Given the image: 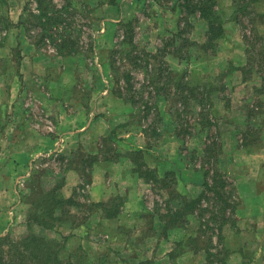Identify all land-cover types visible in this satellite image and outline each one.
<instances>
[{
	"label": "rangeland",
	"instance_id": "obj_1",
	"mask_svg": "<svg viewBox=\"0 0 264 264\" xmlns=\"http://www.w3.org/2000/svg\"><path fill=\"white\" fill-rule=\"evenodd\" d=\"M54 3L58 8L66 7L63 11L66 20L72 22L75 30H79L76 49L79 53L70 58L62 57L63 60L41 55L40 60L46 62L51 59L61 67H71L64 80L72 82V89L65 94L74 96L84 105L88 100L91 101L89 106L93 108L96 95L108 89L105 107L109 110L111 120L115 121L108 123L103 130V141L107 148L104 153L109 158L119 155L131 157L140 178L138 185L133 187L141 195L145 207L135 215L123 211L128 199L126 191L113 192L105 203L88 200L86 185L90 179L89 167L95 158L92 153L78 148L68 159L65 154L58 152L40 155L19 183L22 202L27 205L24 220L12 228L8 224V229L0 233V264H196L192 254L199 248L211 252H206L207 264H225L229 248L224 244L225 235L220 228L231 219L228 214L230 210L240 204L236 195L238 182L228 180V177L237 180L241 171V168L232 171L229 149L233 147H229L230 140L235 142V134L242 136L243 141L250 143L246 147L248 151L261 145L257 128L264 123V114L260 111L262 103L259 101V95L264 92V83L257 84L261 78L264 80V33L259 31L264 25V2L251 0L242 7L243 0H237V4H233L232 0H217L214 8L217 18L214 19L223 21L230 18L236 22L234 30L238 35L244 33L251 41L247 46L249 54L246 64L234 66L229 62L222 68L220 65L228 54L230 43L222 42L223 38L197 41L202 37V32L208 30V24L198 11L189 14L196 4L195 0H187L186 6L183 0H128L126 14L129 22L119 23L118 26L109 23L110 32L101 37L97 35L104 25V18L109 19V16L116 14V2L54 0ZM155 5L157 11L153 8ZM172 6L177 10L172 11ZM29 12H41L35 0H0L1 89L3 83L14 79L16 67L20 64L18 47L10 51L3 48L8 37L6 30H9L6 28L8 23L3 22V19L8 17L14 22L23 15L28 27L27 31H23V36L33 43L40 37L37 32L43 24L50 28L52 37L57 40L59 32L64 31L65 22L51 26L50 19L46 20L45 17H42L41 23H37L39 25L34 26L36 22ZM113 30H118V35L110 34ZM214 34L211 33V36ZM49 39L46 37L40 46L44 52L54 49ZM90 45H93L92 49ZM220 45L222 50H219ZM218 50L220 54L213 60L217 68L206 70L201 66L196 67L191 82L184 78L183 70H166V60L173 63L175 55L181 59V63L188 65L195 60H206ZM129 73L130 78L127 75ZM52 74L57 76L56 71ZM41 77L43 75H28L29 88L23 96L24 101L17 108L15 104H8L7 110L10 108L9 114L22 110L30 125L37 122L44 128L47 125L48 129L55 125L59 131L64 125L59 123L57 127L54 116L56 105L47 100L48 91L44 89ZM130 82L132 89L129 88ZM212 94L220 99L215 105ZM116 95L127 102L120 101ZM0 98L7 101L2 90ZM199 98L206 104L204 109L198 104ZM234 103L240 106L236 108ZM176 104L180 110L175 108ZM245 112L249 122L242 121ZM85 113L86 108H82L79 117L82 118ZM9 114L6 112L3 115L0 128L14 123ZM167 114L175 128L170 127L171 124L164 126L161 115ZM112 122L120 123L118 127L144 126L145 132L149 133L148 143L154 147L162 135V129L177 131L188 145L185 143L177 150L175 148L178 155L174 153L171 158H166L167 162L186 160L190 167L201 171L202 180L200 174L194 176V172L181 171L179 166L175 170L166 169L168 163L160 164L159 158H152L150 153L147 156L142 149L125 150L126 147L121 146L125 137L115 134L117 126ZM201 130L205 133L196 137V133ZM3 133L1 129L0 137ZM18 138V133L10 134L11 140ZM130 141L144 145L142 136L138 138L132 135ZM3 142L8 140L0 138V144ZM111 143L118 144V150L111 151ZM197 146L202 148L200 153L195 149ZM225 146L227 149L229 147L228 152ZM2 155L4 152H0V157ZM1 162L0 170L3 171ZM147 162L155 163V166L148 167ZM79 164L83 171L79 189L76 188L71 196L65 197L60 193L65 169L69 165ZM194 180L197 184H194ZM163 189L164 196L161 194ZM57 192L62 195V202L54 197ZM131 193L134 194V189ZM103 206L110 216H118L120 226L115 221L102 218L100 211L104 209ZM178 209L196 212L198 217L192 215L187 225H177L184 227V236L174 241L170 250L163 254L166 246L156 242V239L166 236L168 229L175 227L173 224L177 221L172 214L164 217L166 223L160 218L162 214ZM15 215L14 212L12 216ZM14 221L12 219L9 222ZM32 235L35 236L34 240ZM99 241H106L107 247L104 249L97 245ZM84 243L91 245L85 248ZM153 246L154 250L151 249ZM83 249L88 250V253ZM97 252L101 253L97 255Z\"/></svg>",
	"mask_w": 264,
	"mask_h": 264
},
{
	"label": "crops",
	"instance_id": "obj_2",
	"mask_svg": "<svg viewBox=\"0 0 264 264\" xmlns=\"http://www.w3.org/2000/svg\"><path fill=\"white\" fill-rule=\"evenodd\" d=\"M115 2L117 3L116 5L114 4L116 7V14L114 16H109V19L104 18V25L100 28L97 37L108 35V32H110V29H108L109 23L118 26L119 23L128 21L129 17L126 14L128 0H115ZM153 8L157 11V5ZM171 10L176 11L177 9L172 6ZM156 14L158 13L156 12ZM19 18L20 16L14 23L17 24L20 20ZM235 25L236 22L232 20H228L225 23L226 34L222 42H226L227 44L230 43V45H228V54H226L224 57L225 59L221 62V68L224 67L225 63L229 62L234 66H241L248 62L247 54H249V52L247 51V45L243 35H238L234 30ZM229 28H231V30H229ZM23 31L25 30L22 25L6 30V32H8V37L3 45L6 47L3 48L10 51V49L18 47V49H20V64L16 67L14 79L3 83L2 89L0 88V95L2 90L4 96L7 97V101L0 98V124L3 123V115H6V112L8 114L10 113V108L7 110L8 104H15L17 108L19 107V103L24 101L23 96L29 88L27 76L36 74L38 76L43 75L41 78L44 80V89L48 91V97L46 98L56 105L54 116L57 120V127L59 123L64 126L61 127V130L57 131L55 125L52 128L49 126V129L47 125L46 128H44L37 122H33V124L30 125L29 119L26 118L24 112L21 110L20 112L17 111L9 114L11 119H14L13 124L9 123L6 126L2 125L3 127L0 128V130L3 129L4 132L0 137L1 140H8V142L0 144V152H4V155L0 157V161H2L1 167L3 166L2 168L4 169L3 171L0 170V233L8 229V224H10L12 228L13 225L24 220V213L26 212L27 205L22 202V195L20 193L22 191L19 188V183L21 178L28 174L29 168L36 162V159L40 155H48L54 152L63 153L68 159V156L78 150V148H81L83 152L95 155V158L90 163V179L86 185L88 200L96 203H105L113 192L120 193L126 191L127 193L125 195L128 199H126L123 211L131 215L138 214L145 205L141 195L139 192H135V187H133V185H138L140 181L134 161L128 155H119L117 158H109L107 157L108 155L104 153L107 148L103 141V130L106 129V125H109L108 123L115 121L111 120L109 110L105 107L108 89L105 88L96 95L97 100H95L93 108L89 106L91 105V101L89 102L87 100L84 105V103L77 101L74 96L65 94V92L70 93L72 89V82L69 81V79L64 80V76L69 74L71 67H61L51 59L55 58L57 60L60 58L63 60V58H70L71 55H59L56 53L55 48H50V50L44 52L42 47L36 46L28 38H25L23 36ZM113 31L114 32L110 34L113 36L115 34L118 35V30ZM259 31L264 33V25L260 27ZM122 37L123 35L121 34L120 38ZM205 39L206 31L202 32V37L199 40L197 39V41H204ZM221 46L222 45H220L219 50H222L223 47ZM1 48L0 46V49ZM101 49L103 50V48ZM104 50H109V48H104ZM219 50L214 53L215 55L212 54V56L206 60H195L188 65L181 63V59L175 54L174 64L168 59L166 63L169 65L170 70H183L184 78L188 82H191L192 73L197 71L196 67L201 66L206 70L217 68L213 60L220 54ZM41 55H49L51 59L48 61L46 60V62H41ZM55 71L57 76L56 74H52L55 73ZM263 83L264 80L261 78L257 85H262ZM214 94H212L211 98L213 105L216 104V101H220L218 97H214ZM115 97L122 102H127L121 98L120 95H116ZM246 97H248V95H246ZM165 101L168 102L167 99ZM259 101L262 103L260 111L264 114V92L259 95ZM238 106H240V104L234 103V107L237 108ZM82 108H86V113L80 118L79 113ZM167 116L161 115L164 126L171 124L170 127L173 126L175 128L173 120L169 118L168 114ZM69 118L70 120L68 122ZM242 121L249 122L246 117V112L242 114ZM252 121H254V119H252ZM252 121L250 122L251 126ZM69 123L71 125H69ZM98 123L101 125H97ZM112 124H116L115 126H117L115 128V134L119 133V137H125L123 140L124 144H121V146L126 147L125 150L142 149L148 154L147 156H149L150 153L152 158H159L158 161L161 162L160 164L168 163L166 158H171L174 153L178 155L177 151L175 152V148L177 150L178 147L183 146L185 143L188 145V142L185 141L177 131H170V128L164 131L162 129L160 133L162 135H160L156 147H154L151 146V143H148L149 133L145 132L142 127H125L126 125L118 127L120 123L112 122ZM258 128L257 135L261 144L260 146L248 151L246 147H248L250 143H247V140L242 141V136L239 137L235 134V142L233 139L230 140L229 146L233 148L229 149L228 147L232 156V171H234L235 168H241V171L237 180L228 177L229 181L233 183H235V181L238 182L236 195L240 204L234 206V208L230 210L228 214H230L231 219L220 228L222 234L225 235L224 244L229 248L228 255L225 257V264H264V123ZM12 132L18 133L19 138L17 140L10 139V134ZM204 133L205 131L201 130L196 133L195 136L198 137ZM132 135L138 136V138L142 136L144 145L141 143H133L132 141L128 142ZM112 136L117 137L114 134ZM117 148L118 144L116 143H111L109 147L111 151H116L118 150ZM195 149L199 153L202 151V148L198 146L195 147ZM228 149L226 148L227 152L229 151ZM151 160L153 161V159ZM147 165L148 167H154L155 163L147 162ZM176 166H179L181 171L194 172V176L200 174L202 180L201 171L190 167L186 160L183 162L174 159L172 163L166 165V169L175 170ZM81 172L83 171L80 164L77 166L69 165L68 168L65 169L64 184L60 190L62 195L69 197L76 188L79 189V184L82 181ZM191 182L192 180L190 183ZM195 183L196 180H194V184ZM239 187H243V189ZM133 189L134 194L131 193ZM164 193L163 189V193L161 192V194L164 196ZM14 212L16 214L15 217L12 216ZM100 213H102V211H100ZM102 218L106 221H115L118 226L121 225V220L117 215L116 217H105L102 214ZM12 219H15L14 223L9 222ZM183 228L184 227L181 226L172 227L168 229L169 232L166 236L156 239V242L166 246V249L164 248L162 251L163 254L170 250L174 241H178L182 238V235L184 236ZM89 245L91 244L88 243L86 245L84 243V247L86 248H88ZM97 245L103 246L105 249L108 244L106 241H99ZM153 248L154 246L151 249ZM203 250L204 249L200 248L192 254L194 263H208V255Z\"/></svg>",
	"mask_w": 264,
	"mask_h": 264
},
{
	"label": "trees",
	"instance_id": "obj_3",
	"mask_svg": "<svg viewBox=\"0 0 264 264\" xmlns=\"http://www.w3.org/2000/svg\"><path fill=\"white\" fill-rule=\"evenodd\" d=\"M35 1H36V3H38V6H39V9L41 10V12H38V13L29 12V16H31L33 18L34 22H36V24L34 26L39 25L37 23H41L42 17H45L46 20L50 19L49 23L51 24V26H52V24H58V23H64L65 22V28H64V31L61 30L59 32L58 37H57V38H59V40H57V39L52 37V34L50 33V28H48V26H46V24H43L40 31L37 32L40 37L38 38V40L36 42H34V44L36 46L40 47L44 44L46 37H50L49 40L50 41L52 40L51 43L59 55L68 56V55L78 54L79 52L77 51L78 50L77 38H79V35H78L79 30H75L76 28L74 29L72 22H69L68 20H66L67 16L65 17V15H64L65 13L63 12L66 9V7L65 6H63L62 8L56 7L54 0H35ZM110 1L115 2V0H110ZM186 1L187 0H183V2H185V6H186ZM195 1H196V4L192 8V11H189V14L195 13V11H198L199 16L202 17L207 22L208 30L206 31V42H208L209 40H211L213 38H214V40H216L217 38L218 39L223 38L225 35V23H226V21L231 20V19L229 18V19H225L223 21H218L217 19H214V18H217L215 15L216 12L214 10L215 6L217 5V0H195ZM250 1L251 0H243L242 5L243 4L247 5ZM260 1L264 2V0H260ZM232 2H233V4H237V0H232ZM99 3H101V1H99ZM182 6H183V4H182ZM242 7H244V5ZM240 8H241V6L238 7V9H240ZM256 9H258V6H256ZM8 19L9 18L7 17V19L2 20L3 22L6 21L8 23L7 25L5 23L7 29L22 25L25 31L28 30V27L26 26L25 21L23 19V15H21L20 20L17 24L8 20ZM127 22H129V21H126L123 23H127ZM216 29H218V31L215 33ZM211 33L212 34L215 33L213 35V37L211 36ZM243 37H244L246 45L248 46L249 43H251L250 39H248L247 35L244 33H243ZM47 40H48V38H47ZM90 48L92 49L93 45H90ZM17 51L19 52V49ZM19 56H20V53H19ZM166 70H169V65H167V64H166ZM127 75L129 76V78L131 77L130 73ZM129 88L130 89L133 88V85L131 84V82H130ZM132 103H134V102H132ZM178 103H179V106H181V103L180 102H178ZM198 104H199L200 108H202V109H204L206 107V104L203 102V100L201 98L198 99ZM177 105L178 104H176L175 108L178 109ZM178 110H180V109H178ZM143 129H144V127H143ZM144 131H145V129H144ZM54 197L57 198V200L59 202L63 201V197H62V195H59V193L58 194L55 193ZM199 205H201V204L199 203ZM103 208L104 209H101V210H102V214L104 213L103 215L105 217H115L116 216V214L113 216H110L107 213L106 208L104 206H103ZM168 214H172L171 216H173L175 221H177L176 223L173 224L175 226L187 225V223L191 219L190 216L197 215L196 212H192V211L188 212V211H185V209H178V210L171 212V213L168 212V213L162 214L160 219L162 221H164V223H166V220L164 219V217L168 216ZM175 217H177V219ZM197 217H198V215H197ZM164 227H165V225H164ZM33 237H35V236L32 235V240L35 239ZM42 242H44V241H42ZM84 251L86 254L88 253V250L87 251L84 250ZM204 251L207 252L208 254H211V252L210 251L208 252V250L206 248ZM98 253H101V252H97V255H99Z\"/></svg>",
	"mask_w": 264,
	"mask_h": 264
}]
</instances>
